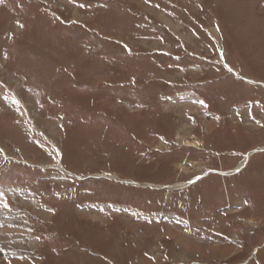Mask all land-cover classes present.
<instances>
[{
    "label": "rangeland",
    "instance_id": "374dc122",
    "mask_svg": "<svg viewBox=\"0 0 264 264\" xmlns=\"http://www.w3.org/2000/svg\"><path fill=\"white\" fill-rule=\"evenodd\" d=\"M0 264H264V0H0Z\"/></svg>",
    "mask_w": 264,
    "mask_h": 264
},
{
    "label": "snow or ice",
    "instance_id": "6c2138e0",
    "mask_svg": "<svg viewBox=\"0 0 264 264\" xmlns=\"http://www.w3.org/2000/svg\"><path fill=\"white\" fill-rule=\"evenodd\" d=\"M0 151H2V150H0Z\"/></svg>",
    "mask_w": 264,
    "mask_h": 264
}]
</instances>
